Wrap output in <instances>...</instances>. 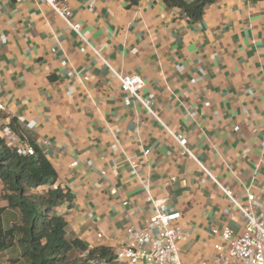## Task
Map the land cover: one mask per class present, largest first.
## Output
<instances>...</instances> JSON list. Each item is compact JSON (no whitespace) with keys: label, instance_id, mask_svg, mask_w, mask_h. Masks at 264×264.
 I'll list each match as a JSON object with an SVG mask.
<instances>
[{"label":"crops","instance_id":"crops-1","mask_svg":"<svg viewBox=\"0 0 264 264\" xmlns=\"http://www.w3.org/2000/svg\"><path fill=\"white\" fill-rule=\"evenodd\" d=\"M65 2L88 44L119 73L143 78L142 95L197 161L240 205L264 215V0H217L198 21L161 0ZM126 97L47 3L0 0V128L9 126L22 148L34 143L55 185L73 195L60 210L65 237L115 252L128 228L147 223L149 199L164 200L186 234L181 264H215L220 233L240 236L244 217ZM1 192L0 181L6 229L18 216ZM19 254L17 246L2 250L0 261L25 264Z\"/></svg>","mask_w":264,"mask_h":264},{"label":"trees","instance_id":"trees-1","mask_svg":"<svg viewBox=\"0 0 264 264\" xmlns=\"http://www.w3.org/2000/svg\"><path fill=\"white\" fill-rule=\"evenodd\" d=\"M123 1L131 7L141 0ZM161 1L167 8H178L186 18L198 21L205 7L217 0ZM30 146L33 155H20L0 138L1 196L18 216L17 222L3 229L0 208V251L17 246L25 264L111 263L114 251L110 248L89 249L81 240L65 237L67 223L60 210L65 202L72 205L73 195L55 185L57 175L52 165L34 143Z\"/></svg>","mask_w":264,"mask_h":264},{"label":"built area","instance_id":"built-area-1","mask_svg":"<svg viewBox=\"0 0 264 264\" xmlns=\"http://www.w3.org/2000/svg\"><path fill=\"white\" fill-rule=\"evenodd\" d=\"M47 3L56 15L61 18L65 26L73 31L77 37L82 40L91 51L100 59L110 76L115 79L120 90L127 94L125 102L133 100L139 103L146 113L159 122L166 132L175 140L182 154L187 155L199 165L202 170L209 175L211 180L220 188L228 197L233 206L242 214L245 219L244 231L240 236H234L229 229H224L220 233L221 243L215 246V264H264V215L254 214L249 208L240 205L232 196L229 188L220 184L206 168L197 161L192 151L188 148L187 138L180 134L174 133L169 129L153 111L151 100L142 95L145 83L143 78L138 74H121L110 62L105 59L99 48L88 44L80 30L79 23L72 19V13L65 0H40ZM5 110L4 105L0 102V112ZM32 125H30L31 127ZM14 132L9 126L0 128V138L10 149L16 150L20 155L31 156L34 150L31 146L24 148L16 144ZM148 154V151L144 152ZM73 162L71 166H75ZM115 194V190L111 191ZM153 213L149 216L147 223L141 228L130 227L126 230L128 243L114 252V262L128 264H181L180 261V244L186 240V234L181 228L178 220L179 212L169 211L166 208L164 200L149 199ZM126 205V203H123ZM153 230L156 232L153 233ZM101 233L96 234L100 239ZM92 264H99L94 261Z\"/></svg>","mask_w":264,"mask_h":264},{"label":"rangeland","instance_id":"rangeland-1","mask_svg":"<svg viewBox=\"0 0 264 264\" xmlns=\"http://www.w3.org/2000/svg\"><path fill=\"white\" fill-rule=\"evenodd\" d=\"M0 264H9V261H3V260H1L0 261Z\"/></svg>","mask_w":264,"mask_h":264}]
</instances>
